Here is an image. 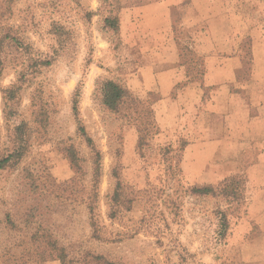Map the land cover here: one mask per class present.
Returning <instances> with one entry per match:
<instances>
[{
    "label": "rangeland",
    "instance_id": "rangeland-1",
    "mask_svg": "<svg viewBox=\"0 0 264 264\" xmlns=\"http://www.w3.org/2000/svg\"><path fill=\"white\" fill-rule=\"evenodd\" d=\"M147 2L0 0V264L243 263L254 190L182 169L189 140L156 120L152 54L125 27ZM107 80L128 91L116 109Z\"/></svg>",
    "mask_w": 264,
    "mask_h": 264
},
{
    "label": "crops",
    "instance_id": "crops-1",
    "mask_svg": "<svg viewBox=\"0 0 264 264\" xmlns=\"http://www.w3.org/2000/svg\"><path fill=\"white\" fill-rule=\"evenodd\" d=\"M124 15L128 34L138 28L152 54L141 78L158 93L156 120L189 140L182 169L209 181L247 173L252 232L242 264H264V0H150ZM176 32L192 51V71L199 67L192 76Z\"/></svg>",
    "mask_w": 264,
    "mask_h": 264
},
{
    "label": "trees",
    "instance_id": "trees-1",
    "mask_svg": "<svg viewBox=\"0 0 264 264\" xmlns=\"http://www.w3.org/2000/svg\"><path fill=\"white\" fill-rule=\"evenodd\" d=\"M128 91L122 87L121 85L107 80L103 83V104L107 106L109 109H116L118 105L121 103L122 99L127 96ZM195 192H199L202 194H208L214 192L211 187L204 186L200 188H194ZM224 219V218H223Z\"/></svg>",
    "mask_w": 264,
    "mask_h": 264
}]
</instances>
